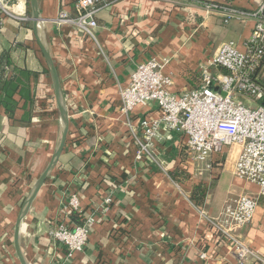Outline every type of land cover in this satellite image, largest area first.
I'll return each mask as SVG.
<instances>
[{"label":"crops","instance_id":"obj_1","mask_svg":"<svg viewBox=\"0 0 264 264\" xmlns=\"http://www.w3.org/2000/svg\"><path fill=\"white\" fill-rule=\"evenodd\" d=\"M37 1L40 36L58 71L69 123L60 160L22 222L26 263L240 264L213 222L223 219L229 200L258 198L259 187L235 175L236 155L194 162L186 139L161 123L151 157L138 160L142 122L160 121L161 113L155 104L124 113L120 91L138 65L154 58L170 59L163 73L174 82L172 92L197 88L217 48L229 41L241 48L254 27L251 21L225 24L203 4L251 11L262 0H194L187 10L172 0H107L96 14L94 38L58 23L64 10L76 15L74 0ZM9 13L0 21V59L12 55L6 81L15 69L26 72L6 92L0 90V264H20L16 222L61 134L54 84L34 33L30 0H17ZM73 197L77 209L70 207ZM59 224L87 225L84 251L69 256L54 240L51 233ZM239 234L264 255L263 197Z\"/></svg>","mask_w":264,"mask_h":264},{"label":"built area","instance_id":"obj_2","mask_svg":"<svg viewBox=\"0 0 264 264\" xmlns=\"http://www.w3.org/2000/svg\"><path fill=\"white\" fill-rule=\"evenodd\" d=\"M106 1L74 0L76 15L71 16L64 10L57 21L60 25H73L82 35L94 38L98 27L96 14ZM187 1L170 3L187 10ZM0 8L3 15L10 16L8 0H0ZM203 9L218 15L225 24L251 21L253 30L241 48L234 41L221 44L203 68L201 82L194 89L171 91L174 82L163 73L170 63L169 58H154L137 66L129 84L120 91L123 112L129 114L140 106L155 104L161 113L160 121L145 119L142 122L144 136L136 138L137 159L151 157L152 142L161 123L164 130L178 132L186 139L187 153L194 162L207 164L217 155H236L235 175L257 185L259 197L264 198V0L251 11L215 2L203 4ZM240 98L262 104L253 108ZM259 197L229 200L223 219L213 222L235 251L240 264H264V255L247 246L239 234L252 222ZM69 202L70 207L77 209L76 197ZM109 203L111 199L106 200V204ZM51 235L71 256L84 251L89 230L87 225L59 224Z\"/></svg>","mask_w":264,"mask_h":264},{"label":"water","instance_id":"obj_3","mask_svg":"<svg viewBox=\"0 0 264 264\" xmlns=\"http://www.w3.org/2000/svg\"><path fill=\"white\" fill-rule=\"evenodd\" d=\"M31 4V9H32V22H33V29L34 33L40 48V51L47 63L48 66V71L51 75V78L53 80L54 84V90L56 94V100H57V106H58V111H59V127H60V141L58 144V147L54 153V155L51 158V161L44 171V173L41 175L37 183L35 184L31 195L27 199V201L24 204V207L18 217V220L16 222V227H15V232H14V246L16 250V254L18 256V259L20 261V264H27L26 260L24 258V254L22 252L21 248V242H20V230L22 226V222L24 218L27 216L30 207L35 200L36 196L38 195L40 189L44 186L47 178L51 174L52 170L54 167L57 165V163L60 160V157L64 151L66 140H67V135H68V109L66 105V98L65 94L62 88V84L58 75V71L56 69L55 63L40 36V28H41V17L39 13V8H38V1L37 0H30Z\"/></svg>","mask_w":264,"mask_h":264},{"label":"trees","instance_id":"obj_4","mask_svg":"<svg viewBox=\"0 0 264 264\" xmlns=\"http://www.w3.org/2000/svg\"><path fill=\"white\" fill-rule=\"evenodd\" d=\"M16 2H17V0H8V8H9V11H11V8L16 4ZM194 2H195L194 0H188L187 1L188 4H191V3H194ZM2 15H3V13H2V10L0 8V21L2 19ZM21 45L22 44L18 43L17 44L18 48L22 47ZM11 58H12V55L11 54L10 55L9 54H6V55H4L0 59V90L1 91H4V92H6V90L8 89V87H11L13 85L14 78L16 76H18V74L21 75V74H23V73L26 72V69H24V68L23 69L22 68L15 69L16 74H14V76L12 78H10L9 81H6V78L5 77H7V67L10 64ZM7 101H9V103H10L11 106H14V104H13V102L11 100L8 99ZM33 102H34V100H33ZM24 119H25L24 122H26V123L29 122L31 120V113L26 114V116L24 117Z\"/></svg>","mask_w":264,"mask_h":264},{"label":"rangeland","instance_id":"obj_5","mask_svg":"<svg viewBox=\"0 0 264 264\" xmlns=\"http://www.w3.org/2000/svg\"><path fill=\"white\" fill-rule=\"evenodd\" d=\"M262 76H263V78H264V71L262 72ZM263 83H264V79H263ZM240 100H242V101L245 103V105H250V106L253 107V108H256L257 106H259V105L262 104V102H258V103H256V102H252L251 100H249V99H247V98H244V99L240 98ZM225 156H226V155H225ZM210 160H211V159H210Z\"/></svg>","mask_w":264,"mask_h":264}]
</instances>
